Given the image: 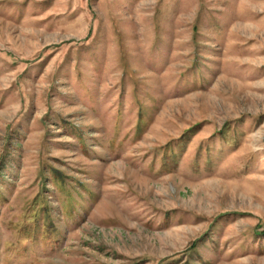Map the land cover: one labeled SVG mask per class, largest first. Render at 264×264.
Here are the masks:
<instances>
[{
  "label": "rangeland",
  "instance_id": "374dc122",
  "mask_svg": "<svg viewBox=\"0 0 264 264\" xmlns=\"http://www.w3.org/2000/svg\"><path fill=\"white\" fill-rule=\"evenodd\" d=\"M0 264H264V0H0Z\"/></svg>",
  "mask_w": 264,
  "mask_h": 264
}]
</instances>
